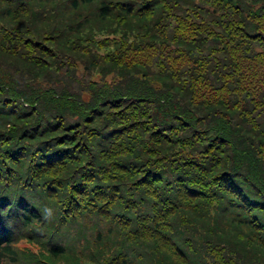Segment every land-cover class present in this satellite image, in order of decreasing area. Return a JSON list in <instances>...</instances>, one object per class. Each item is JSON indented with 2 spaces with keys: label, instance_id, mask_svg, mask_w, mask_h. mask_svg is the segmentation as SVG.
<instances>
[{
  "label": "trees",
  "instance_id": "16d2710c",
  "mask_svg": "<svg viewBox=\"0 0 264 264\" xmlns=\"http://www.w3.org/2000/svg\"><path fill=\"white\" fill-rule=\"evenodd\" d=\"M264 0H0V264H264Z\"/></svg>",
  "mask_w": 264,
  "mask_h": 264
},
{
  "label": "snow or ice",
  "instance_id": "6c2138e0",
  "mask_svg": "<svg viewBox=\"0 0 264 264\" xmlns=\"http://www.w3.org/2000/svg\"><path fill=\"white\" fill-rule=\"evenodd\" d=\"M262 254H264V249L261 250Z\"/></svg>",
  "mask_w": 264,
  "mask_h": 264
}]
</instances>
